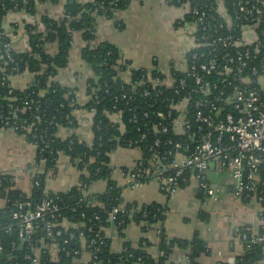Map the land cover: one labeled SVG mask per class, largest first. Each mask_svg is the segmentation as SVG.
<instances>
[{
  "label": "built area",
  "instance_id": "obj_1",
  "mask_svg": "<svg viewBox=\"0 0 264 264\" xmlns=\"http://www.w3.org/2000/svg\"><path fill=\"white\" fill-rule=\"evenodd\" d=\"M164 2L186 7L193 26L192 41L182 69L171 66L164 72L157 66L128 64V123L138 134L128 141V149L140 155L121 175L130 187L154 179L162 193L169 196L188 181L186 173L197 179L208 169L228 173L232 196L255 200L260 205V225H264V0ZM21 10L15 5L6 14ZM103 13L106 15V10ZM5 15L0 21V85L7 86L10 94L14 88L11 77L28 71V64L16 59L12 51L30 52V35L41 33L43 38L45 33L42 25L28 22L16 23L10 29L3 22ZM105 15L100 16L107 18ZM21 37H25L28 51L14 49V42ZM48 44L43 45L46 51ZM139 69L141 74L132 79L133 71ZM33 78L32 73L27 85ZM71 93L75 95V90ZM28 110L30 123L26 124V118L22 122L15 118L16 113ZM89 111L94 112V108ZM41 112L39 105L28 100L8 109L0 106V128L22 131L25 136L41 120ZM106 115L110 121L120 123V119L112 118H120L119 112ZM1 176L9 177L11 182L4 193ZM32 178L31 191H21V197H14L7 194L16 190L11 176L0 173V264H96L98 252L109 240L104 233L106 227L94 229L89 225L83 229L81 222L65 216L68 207L63 197L45 191L40 181ZM90 184L78 183L81 198L100 193L92 191ZM33 188L39 193L33 195ZM198 189L209 197L216 190L201 180ZM71 195L77 196L75 202L82 200L77 194ZM96 204L101 205L90 202ZM167 211L163 205L162 213L166 215ZM116 213L128 217V210L118 204L108 213L111 226L122 236L113 224ZM98 218L93 215V219ZM239 238L244 246L264 243V232L250 227ZM123 243L118 253L127 251Z\"/></svg>",
  "mask_w": 264,
  "mask_h": 264
},
{
  "label": "crops",
  "instance_id": "obj_2",
  "mask_svg": "<svg viewBox=\"0 0 264 264\" xmlns=\"http://www.w3.org/2000/svg\"><path fill=\"white\" fill-rule=\"evenodd\" d=\"M67 0H34L35 12L10 11L3 18L10 29L16 23H31L40 27L41 17L56 18L62 15ZM85 3L91 0H76ZM186 7L167 5L164 0H130L128 6L117 12L113 18L97 17L95 38L90 46L106 41L117 47V73L128 82V64L151 68L160 67L164 72L172 68L184 67V55L192 41V24L187 19ZM17 32V31H16ZM16 51H28L25 37L14 42ZM86 41L80 32H75L69 50L68 63L58 69L54 80L60 85L75 90L79 108L73 111L78 127L76 135L90 143L92 141L91 116L84 108L88 99L87 81L96 78L81 53ZM55 42L47 45L48 53H55ZM126 68V69H125ZM32 73L23 71L11 77V86L22 90L26 87ZM116 121L120 118L112 116ZM66 128H59L60 137L68 136ZM140 153L134 149L117 147L110 155L112 167L110 178L121 188L123 203L143 205L156 202L167 207L162 223L152 225L143 232L139 225L130 222L119 236L112 227L104 233L109 239L110 249L118 252L127 241L137 247L142 237L149 241L146 247L150 255L158 253L159 234L157 228L164 230L169 238L191 239L197 234L206 245V251L196 258L197 264H250L243 260L245 247L240 233L245 229L260 226V205L253 199H237L232 196L230 176L208 169L199 179L190 175L188 181L166 196L156 180L141 182L133 187L127 185L121 175L129 168ZM0 173L9 174L16 189L29 193L31 178L43 173L45 191L60 193L70 190L79 183V170L65 154H59L54 167L46 170L44 161H36V147L27 138L11 128H0ZM206 181L214 187L213 197L206 196L198 189V181ZM106 182L96 180L90 184L94 192L104 191ZM215 198V199H213ZM187 248L174 247L169 260L174 264H190Z\"/></svg>",
  "mask_w": 264,
  "mask_h": 264
},
{
  "label": "trees",
  "instance_id": "obj_3",
  "mask_svg": "<svg viewBox=\"0 0 264 264\" xmlns=\"http://www.w3.org/2000/svg\"><path fill=\"white\" fill-rule=\"evenodd\" d=\"M129 2L130 0H91L80 3L76 0H67L62 15L56 18L41 17L40 23L44 28L45 36L42 38L41 33L30 35V52L12 51L16 59H22V62L28 64V71L34 74L32 84L22 90L12 88L10 94L7 86L0 85V106L3 109L21 106L24 100L31 101L33 105H39L42 109L41 120L33 125L31 132L25 133L27 140L36 146V161L43 160L48 170L55 166L60 153L65 154L79 170V184H90L100 179L106 182L104 191L82 198L78 194V185L66 192L58 193L68 207L65 216L72 221L81 222L84 225L83 229L89 225L94 229L99 225L109 227L112 224L108 220V213L113 206L123 205L128 210V217L126 214L116 213L113 221L121 235L130 222L136 223L143 232H146L152 225L162 223L166 216L162 213L163 205L156 202L143 205L123 203L121 188L110 178L112 170L109 164L110 153L117 147L128 148V141L136 139L138 134L133 125L128 123V82L117 73V47L106 41L96 46L89 44L95 38L97 17L105 15L103 11L106 10L107 18H113L114 12L124 10ZM15 5L18 10L35 12L34 0H0V21ZM75 32H80L86 41L81 56L96 76L87 81L89 98L84 105L92 119L93 137L90 143L80 139L74 132L78 124L73 111L79 108L75 95L71 93L74 89L48 78V76L54 77L58 69L67 65ZM53 42L57 44V49L51 54L43 45ZM23 68L24 66L22 70ZM140 74V69L133 71L132 79ZM1 78L2 73H0V83ZM122 94H126V97L121 98ZM8 97L12 100L7 99ZM91 107L94 108V112L89 111ZM106 112H119L120 123L110 121ZM15 118L19 122L26 118V124L31 122L29 110L25 113H16ZM59 128H66L70 133L66 137H60L57 134ZM18 133L22 134V131ZM44 176L45 174L38 173L32 179H38L40 187L43 188ZM189 176L190 173L185 174L187 179ZM1 180L3 182L1 190L4 193L3 189L11 182L7 176H1ZM33 192V195L39 193L37 190L34 191V188ZM7 194L21 197L22 193L16 189L7 191ZM71 194L79 195L82 200L70 203L68 197ZM91 201L99 202L101 205H90ZM94 214L99 218L93 219ZM121 220L124 222L118 225ZM258 230L264 232V225H260ZM123 244L127 247L126 252H113L107 240L106 247L101 248L97 254L96 264H174L169 260L174 247L187 248L189 263L197 264L196 258L206 251L204 241L197 234L189 240L169 238L162 227L159 232L158 253L155 255L147 252L146 247L150 243L145 237L140 239L137 247H132L127 241ZM244 247L245 262L264 264V243L249 244Z\"/></svg>",
  "mask_w": 264,
  "mask_h": 264
},
{
  "label": "water",
  "instance_id": "obj_4",
  "mask_svg": "<svg viewBox=\"0 0 264 264\" xmlns=\"http://www.w3.org/2000/svg\"><path fill=\"white\" fill-rule=\"evenodd\" d=\"M76 200H77V196H76V195H71V196L68 197V201H69L70 203H73V202H75Z\"/></svg>",
  "mask_w": 264,
  "mask_h": 264
}]
</instances>
